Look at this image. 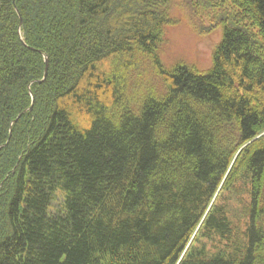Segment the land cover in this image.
I'll list each match as a JSON object with an SVG mask.
<instances>
[{"label":"trees","instance_id":"16d2710c","mask_svg":"<svg viewBox=\"0 0 264 264\" xmlns=\"http://www.w3.org/2000/svg\"><path fill=\"white\" fill-rule=\"evenodd\" d=\"M176 1L206 70L162 65L170 0H0V264H264V0Z\"/></svg>","mask_w":264,"mask_h":264},{"label":"rangeland","instance_id":"374dc122","mask_svg":"<svg viewBox=\"0 0 264 264\" xmlns=\"http://www.w3.org/2000/svg\"><path fill=\"white\" fill-rule=\"evenodd\" d=\"M170 16L175 19L165 27L164 41L160 49V60L165 69L170 70L177 63H184L198 70H206L210 67L213 49L218 44L222 34L221 26L210 28L209 19L197 15L191 8L181 6L176 0H170ZM201 17V19H199ZM197 24L195 28L194 24ZM203 25L202 26H200ZM202 27L203 32L200 30ZM143 69L130 73L128 90L125 100L132 110H135L137 101L140 105L142 100L149 94L148 88L151 82L149 72ZM156 80V81H155ZM154 92L159 95L162 92V82L154 79ZM152 86V85H151Z\"/></svg>","mask_w":264,"mask_h":264},{"label":"water","instance_id":"95a60500","mask_svg":"<svg viewBox=\"0 0 264 264\" xmlns=\"http://www.w3.org/2000/svg\"><path fill=\"white\" fill-rule=\"evenodd\" d=\"M44 62H45V67H44L43 78L39 82L43 81L45 79L46 74H47L48 61H47V57L46 56L44 57ZM29 109H31V107Z\"/></svg>","mask_w":264,"mask_h":264}]
</instances>
